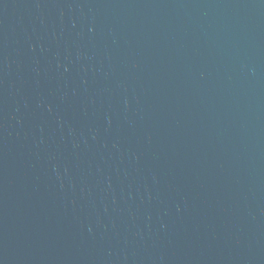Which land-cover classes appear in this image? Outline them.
<instances>
[{
	"label": "water",
	"instance_id": "1",
	"mask_svg": "<svg viewBox=\"0 0 264 264\" xmlns=\"http://www.w3.org/2000/svg\"><path fill=\"white\" fill-rule=\"evenodd\" d=\"M0 264H264V0H0Z\"/></svg>",
	"mask_w": 264,
	"mask_h": 264
}]
</instances>
